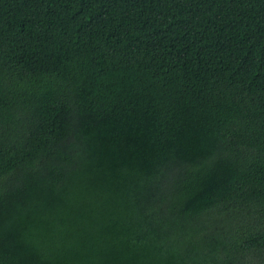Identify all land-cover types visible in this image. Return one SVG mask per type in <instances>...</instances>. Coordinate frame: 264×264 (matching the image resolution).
Masks as SVG:
<instances>
[{"label": "trees", "instance_id": "16d2710c", "mask_svg": "<svg viewBox=\"0 0 264 264\" xmlns=\"http://www.w3.org/2000/svg\"><path fill=\"white\" fill-rule=\"evenodd\" d=\"M0 264H264V0H0Z\"/></svg>", "mask_w": 264, "mask_h": 264}, {"label": "bare ground", "instance_id": "6f19581e", "mask_svg": "<svg viewBox=\"0 0 264 264\" xmlns=\"http://www.w3.org/2000/svg\"><path fill=\"white\" fill-rule=\"evenodd\" d=\"M32 59V58H31ZM35 63V62H34Z\"/></svg>", "mask_w": 264, "mask_h": 264}]
</instances>
